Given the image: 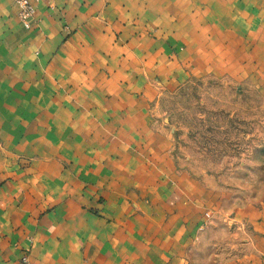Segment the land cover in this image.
Returning a JSON list of instances; mask_svg holds the SVG:
<instances>
[{
	"label": "crops",
	"instance_id": "crops-1",
	"mask_svg": "<svg viewBox=\"0 0 264 264\" xmlns=\"http://www.w3.org/2000/svg\"><path fill=\"white\" fill-rule=\"evenodd\" d=\"M33 3L35 20L26 30L14 0H0V152L25 144L38 150L36 117L59 111L58 100L67 106L68 132L77 128L73 115L83 120L101 108L136 115L135 89L126 85H151L172 63L183 77L190 66L215 65L222 51L229 59L239 51L240 60L250 54L264 68V0ZM45 99L52 102L40 104ZM78 146L91 147L83 140ZM35 157L24 171L7 167L0 154V264H19L29 238L30 264H185L187 230L199 217L184 215L189 197L169 189L163 176L136 173L135 157L117 156L105 168L98 156ZM139 161L146 171V159ZM62 192L63 201L50 204Z\"/></svg>",
	"mask_w": 264,
	"mask_h": 264
},
{
	"label": "rangeland",
	"instance_id": "rangeland-1",
	"mask_svg": "<svg viewBox=\"0 0 264 264\" xmlns=\"http://www.w3.org/2000/svg\"><path fill=\"white\" fill-rule=\"evenodd\" d=\"M231 55L229 59L222 51L215 65L190 66L183 77L172 63L173 69L151 78V85H126L135 89L131 107L136 115L111 116L104 108L83 120L73 115L77 128L72 132L64 129V123L70 125L67 106L58 100L59 111L36 117L38 150L25 144L4 147L0 154L11 162L7 167L24 171L31 169L35 155L78 161L98 156L104 168L116 163L117 156L135 157L131 168L136 173L148 179L163 176L169 189L189 197L184 215L199 217L185 233V264H255L253 256L264 261V68L250 54L244 61L239 51ZM44 102L52 101L40 104ZM81 140L91 147L78 146ZM159 154L161 160L154 157ZM141 157L146 159L144 172ZM65 195L74 197L67 191ZM65 195L56 198L54 193L50 204L61 203ZM207 212L211 218L204 220ZM29 239L19 264H30L34 239Z\"/></svg>",
	"mask_w": 264,
	"mask_h": 264
},
{
	"label": "built area",
	"instance_id": "built-area-1",
	"mask_svg": "<svg viewBox=\"0 0 264 264\" xmlns=\"http://www.w3.org/2000/svg\"><path fill=\"white\" fill-rule=\"evenodd\" d=\"M37 3L41 0H35ZM17 8H18V18L22 26L26 30H30L33 26L35 16H36V8L34 6L33 0H14ZM211 218L210 213H206V219L209 220Z\"/></svg>",
	"mask_w": 264,
	"mask_h": 264
}]
</instances>
